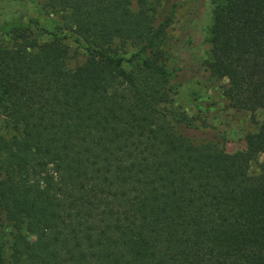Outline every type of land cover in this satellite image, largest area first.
Listing matches in <instances>:
<instances>
[{
  "label": "trees",
  "instance_id": "trees-1",
  "mask_svg": "<svg viewBox=\"0 0 264 264\" xmlns=\"http://www.w3.org/2000/svg\"><path fill=\"white\" fill-rule=\"evenodd\" d=\"M134 1L44 0L68 35L21 4L48 40L21 28L0 47V264H264V0H208L209 57L178 64L168 20ZM66 39L87 54L72 70ZM185 65L224 78L231 108L263 112L243 150L160 107Z\"/></svg>",
  "mask_w": 264,
  "mask_h": 264
},
{
  "label": "rangeland",
  "instance_id": "rangeland-1",
  "mask_svg": "<svg viewBox=\"0 0 264 264\" xmlns=\"http://www.w3.org/2000/svg\"><path fill=\"white\" fill-rule=\"evenodd\" d=\"M21 4L25 5L29 14L41 26L50 31L68 35V32L62 30L60 16L44 10V0H0V47L8 46L12 31L21 28H27L30 37L34 38L37 43L48 40L44 36L37 35L27 24ZM148 5L158 20H168L162 43L166 45L173 42V45H178L180 50L177 53L180 58L176 64L183 62L184 58L186 61L190 53H195L200 60L209 57L208 30L212 6L208 0H161L159 6L154 0H148ZM130 9L133 12L137 10L134 0L130 2ZM63 42L67 46L65 67L72 70L83 64L87 54L71 40L66 39ZM113 50L124 58L132 52L129 47L121 49L117 43ZM165 59V67L172 72L175 63L169 57ZM192 67L185 65L181 67L180 72H175L177 77L173 79V82L177 81L175 83H180V85L170 101L160 104V107L181 111L193 121L194 125L206 126L222 134L225 140L224 149L227 153L243 150L245 136L256 130L257 125L263 119V112L259 110L250 113L231 108L222 95V90L227 84L226 80L197 71L196 66ZM11 135L12 131L5 125L0 115L1 139L6 140ZM260 160L259 157L257 161L250 163V174L257 172ZM10 233L9 224L0 216L1 253L4 252V247L9 241ZM22 234L24 240L33 241L36 238L32 233L24 231Z\"/></svg>",
  "mask_w": 264,
  "mask_h": 264
}]
</instances>
